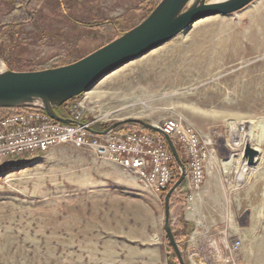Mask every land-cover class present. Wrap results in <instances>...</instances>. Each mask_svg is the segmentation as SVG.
<instances>
[{"label":"rangeland","instance_id":"1","mask_svg":"<svg viewBox=\"0 0 264 264\" xmlns=\"http://www.w3.org/2000/svg\"><path fill=\"white\" fill-rule=\"evenodd\" d=\"M15 1L0 0V21ZM156 1L38 0L29 22L3 29L0 72L80 59L137 26ZM74 107L108 128L171 119L210 140L199 188L184 179L169 206L183 264H264V0L195 22L71 99ZM118 127L111 132L133 130ZM246 145L258 151L252 167ZM165 195L72 144L7 157L0 264H180L164 231Z\"/></svg>","mask_w":264,"mask_h":264},{"label":"water","instance_id":"2","mask_svg":"<svg viewBox=\"0 0 264 264\" xmlns=\"http://www.w3.org/2000/svg\"><path fill=\"white\" fill-rule=\"evenodd\" d=\"M255 1L161 0L137 26L71 64L39 71H11L4 68L0 72V108L39 109L57 122L72 124L71 120L59 117L54 110L89 91L123 65L162 46L195 22L208 17L237 13ZM122 123H135L161 134L157 127L134 119L115 123L103 133L91 129L89 131L94 134H107ZM162 136L180 168V177L164 198V231L179 263L183 264L169 226V197L184 181L185 166L174 142L168 136ZM257 157L258 151L246 145L243 152L246 165L252 167Z\"/></svg>","mask_w":264,"mask_h":264},{"label":"built area","instance_id":"3","mask_svg":"<svg viewBox=\"0 0 264 264\" xmlns=\"http://www.w3.org/2000/svg\"><path fill=\"white\" fill-rule=\"evenodd\" d=\"M72 124L51 119L44 111L31 109L0 120V161L10 155L46 152L56 145L72 144L89 150L100 161L121 167L133 174L149 192L161 194L171 181V153L158 133L136 129L122 133L94 134L89 131L97 121H85L77 109L69 108ZM81 124V125H79ZM186 158L185 179L188 187L199 188L204 168L212 156L211 141L200 140L191 127L176 120L158 125ZM238 242L228 250L235 251Z\"/></svg>","mask_w":264,"mask_h":264},{"label":"trees","instance_id":"4","mask_svg":"<svg viewBox=\"0 0 264 264\" xmlns=\"http://www.w3.org/2000/svg\"><path fill=\"white\" fill-rule=\"evenodd\" d=\"M37 1L38 0H16L14 2V5L12 6V9L9 12V15L4 17L0 21V39L2 38L1 36L3 34L4 28H7V29L12 28L13 29L14 27H21L24 24H26L27 22H29L31 18H33L34 11H36L35 9L37 7V3H36ZM160 1L161 0H157L153 4L152 8L150 9V12L158 5V3ZM77 60L78 59H73L67 63H58L60 61V59L56 58L55 60L53 59L44 69L57 68L60 66H64L66 64H71ZM44 69L42 68V69H38V70H44ZM35 71H37V70H35ZM68 103L69 102L65 103L64 105H62L58 108H56L54 111L59 117H61L63 119L71 120L70 115L68 113ZM28 110H31V109H13V108L12 109H1L0 108V119L4 118L6 116L12 115V114H16V113L28 111ZM36 110H38V109H36ZM108 127H109V125H105V124H94V125H92L91 128L95 132H103ZM124 128L125 129H136L140 132H152L151 130H149V129L141 126V125L135 124V123L123 124L121 127H118V129H116V131L121 130V129L123 130ZM176 148H177V152H178L180 158H182V151L180 150L178 145H176ZM172 167H173L174 174L176 176L171 178V181L169 182L166 189L161 193V195H165L170 190V188L173 186L175 181L178 179V176H177L178 175V167H177L174 160H172ZM185 195H186V192L182 193L181 196L180 195L178 196L180 199L179 200L180 203L184 202ZM174 196L176 197L175 192H172L170 197H169V206L171 205V201H172V198ZM170 264H172L171 261H170Z\"/></svg>","mask_w":264,"mask_h":264},{"label":"crops","instance_id":"5","mask_svg":"<svg viewBox=\"0 0 264 264\" xmlns=\"http://www.w3.org/2000/svg\"><path fill=\"white\" fill-rule=\"evenodd\" d=\"M210 164H211V162L206 163L204 170H206V168L210 167Z\"/></svg>","mask_w":264,"mask_h":264},{"label":"bare ground","instance_id":"6","mask_svg":"<svg viewBox=\"0 0 264 264\" xmlns=\"http://www.w3.org/2000/svg\"><path fill=\"white\" fill-rule=\"evenodd\" d=\"M10 116V115H9ZM72 121V120H71ZM73 122V121H72ZM63 124V123H62ZM157 128H158V126H156ZM159 129V128H158ZM98 133V132H97ZM154 133H156V132H154ZM158 134H160V133H158ZM161 135H163L162 133H161ZM10 156H17V155H10ZM10 156H7V157H10ZM6 157V158H7Z\"/></svg>","mask_w":264,"mask_h":264}]
</instances>
